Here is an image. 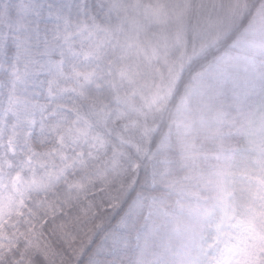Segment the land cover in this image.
Returning a JSON list of instances; mask_svg holds the SVG:
<instances>
[{"label":"trees","instance_id":"16d2710c","mask_svg":"<svg viewBox=\"0 0 264 264\" xmlns=\"http://www.w3.org/2000/svg\"><path fill=\"white\" fill-rule=\"evenodd\" d=\"M242 88L264 103V0H0V264H228L264 190L219 118Z\"/></svg>","mask_w":264,"mask_h":264},{"label":"rangeland","instance_id":"374dc122","mask_svg":"<svg viewBox=\"0 0 264 264\" xmlns=\"http://www.w3.org/2000/svg\"><path fill=\"white\" fill-rule=\"evenodd\" d=\"M136 3H131L129 5H126L123 7V10L127 12L129 15L130 8L134 7ZM144 11V23L147 24V26L151 29L154 27V25H161L164 22V17L162 13L160 12L158 15V12L154 11V8H150L148 6L143 7ZM128 22V19H127ZM140 25V24H139ZM138 25V27H139ZM214 26V24H213ZM212 26V27H213ZM157 27V26H156ZM227 30L225 32L228 33L231 30V25L227 26ZM159 28V27H158ZM220 36V33L218 34ZM217 36V37H218ZM215 42V41H213ZM135 43V42H132ZM131 43V44H132ZM130 44V41H124L122 46ZM142 51H145L144 57H154L157 54V49L154 47L152 43L148 44V49L141 48ZM141 51V52H142ZM143 53V52H142ZM129 70L125 72L127 74L125 76V82H129L132 87H136L138 83H140L142 77L145 75L144 69L140 67L138 70H136L135 73H132V77L130 78L131 74H128ZM259 74V73H258ZM167 89V87H165ZM157 89L159 92L163 91V88L160 84H157ZM232 92V95L228 98H225V111L220 115V119L227 118V120L232 123L238 125V129L241 131L242 128L245 130V132L253 137H256L259 142L261 143L262 140H264V115H263V109H264V103L260 101L259 95L256 96L255 99V106L252 107L254 100H248L246 102L247 97H253L252 93L250 91V94L248 91H245L244 88L238 90V92H234L233 90H230ZM189 93V92H188ZM229 93H227L228 95ZM261 95H264L262 93H259ZM193 94H190L189 96H192ZM261 99H264V97H261ZM246 102L244 105L242 103ZM187 107L186 100L183 101L181 105V111L185 110ZM260 108V110H259ZM12 113L15 116H19L17 111H12ZM213 120V118H211ZM240 126V127H239ZM242 132V131H241ZM262 197V205L259 208H257V217L253 221V219L244 222L243 224V232L239 239L236 241L234 251L229 258L228 264H252L253 257H254V250L256 248V243L259 241L260 236L263 232L264 228V190L261 195ZM260 227V228H258Z\"/></svg>","mask_w":264,"mask_h":264}]
</instances>
